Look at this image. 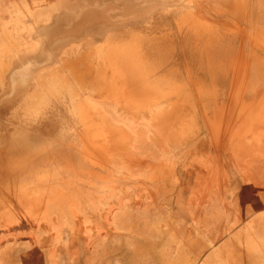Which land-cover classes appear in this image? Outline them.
I'll return each instance as SVG.
<instances>
[{
    "label": "rangeland",
    "instance_id": "obj_1",
    "mask_svg": "<svg viewBox=\"0 0 264 264\" xmlns=\"http://www.w3.org/2000/svg\"><path fill=\"white\" fill-rule=\"evenodd\" d=\"M260 6L261 3L257 6V0H0V191L10 183L12 187H28L30 197L26 199L34 197L37 200H29L35 203L30 207L33 222L30 225L20 222L21 217V221L26 219L25 210L21 214L17 213L18 216L0 217V264H41V260L42 264H70L72 261V264H264V87L258 88L257 83V46L264 47V41L257 37L261 34L257 32L261 28L257 29V15L264 18V14L259 11ZM221 15L225 17L222 24L216 21ZM178 33L183 37L189 35L187 41H182L184 44L191 40L192 45L200 49L211 46L214 51L213 45H223L226 52L224 59L217 62L218 59L213 58L212 62L215 71L219 69L226 73L214 72L213 77H230L227 89L221 90L216 84L213 87L197 85L199 98L195 105L189 97L190 75L183 79L180 86L174 85V79H169V76L158 79V69L165 61L163 57H158V51L172 50L173 35ZM86 52L92 61L83 59L87 56ZM79 53H82L83 62L78 63V69H82L81 72L85 70L88 84L85 81L86 84L78 83L68 67L60 74L54 69L61 65L62 56H69L70 60ZM88 63H93L92 67ZM236 63L241 65L239 72ZM131 73L136 76H129ZM62 74L68 76V81L63 80ZM46 77L51 79L47 81V86L42 82ZM137 79L142 80L137 83ZM142 81L146 82L145 85L141 84ZM109 83H115V86L112 84L115 89L126 90L125 99L119 95V89L117 93L114 89L113 93ZM168 91H172L169 97L166 96ZM110 92L117 95L112 98ZM128 94L136 102L133 101L134 105L130 107L128 102L132 104V101ZM179 95L181 100L174 102L173 98ZM159 101L164 102V106H159ZM82 102H85L84 106H89L88 109H84ZM186 105L189 107L184 112L187 111L186 115H183ZM125 108L133 109V112L130 114ZM89 109L94 114L92 112L91 115ZM173 109H177L176 114ZM86 110H89L88 115ZM137 110H143L141 115ZM75 114L83 117L79 119ZM103 114L105 119L102 121ZM112 116H117L119 120H111ZM183 118L187 125L185 122L180 124ZM209 118L211 121L208 124ZM218 119H221L220 124ZM164 121H172L171 126L168 127ZM211 122L215 123L212 125ZM105 124L106 127H103ZM164 124L167 126L164 127ZM151 125L156 126L158 131ZM236 125L241 126L238 128ZM105 128L114 133L109 136ZM169 128L173 134L176 132L175 136L170 134ZM177 128H180L181 133L174 130ZM190 130L192 133H189ZM120 132L125 134L121 136ZM235 132H238L237 136ZM81 136H87L93 146L98 143L96 145L99 148L100 144L101 149L105 146L108 149L104 138L107 140L111 137L115 141L113 148L116 150L117 144L123 151L115 155L116 159H122L123 153L135 151L133 155L135 153L153 162L150 164L152 167L147 165L149 169L144 166L134 167L135 170L133 164L127 163L130 161H124L123 165L122 162L111 163L114 174L112 180L106 181L104 177L97 179V196L104 195L107 198L97 205L99 213L96 218L95 214H89L90 217L85 219L80 216L88 200L77 195L81 194L77 192L81 184L74 182L77 179L75 172L57 179L53 174L58 173L60 167L46 164L52 151L62 148L73 150L78 145L82 147ZM72 137L76 140L74 144L71 143ZM130 139H133V146ZM121 147L118 151H121ZM126 147L127 151L124 150ZM151 155L157 158L152 161ZM31 161L33 164H26ZM149 166L153 169L150 170ZM102 170L107 175L109 170ZM152 190L155 194H152ZM123 191L127 192L124 194ZM136 199L143 202L142 206L138 201L135 202ZM153 199H157V203ZM37 202L39 205L41 203L40 207ZM127 203L131 204L127 206ZM49 204L52 205L51 209L45 211ZM156 204H159L158 208ZM35 205L41 209L39 212L37 209V212L34 211ZM134 205L141 210H137ZM142 207L145 209L142 210ZM90 224L94 227L91 228ZM100 225L105 226L102 229L106 233L98 228ZM32 241L34 245L30 243ZM129 254L134 256L130 257Z\"/></svg>",
    "mask_w": 264,
    "mask_h": 264
},
{
    "label": "bare ground",
    "instance_id": "obj_2",
    "mask_svg": "<svg viewBox=\"0 0 264 264\" xmlns=\"http://www.w3.org/2000/svg\"><path fill=\"white\" fill-rule=\"evenodd\" d=\"M229 4V3H228ZM7 6V5H6ZM204 19V18H203ZM206 19V18H205ZM17 20V19H16ZM202 23V22H201ZM11 28V27H10ZM115 29V28H114ZM107 30V29H106ZM98 34V33H97ZM2 35V34H1ZM10 35H11V32H10ZM41 35V34H40ZM135 36H137V35H135ZM9 41V40H8ZM43 41H44V39H43ZM107 41V40H106ZM48 42V41H47ZM115 42V41H114ZM14 43V42H13ZM103 43V42H102ZM105 43H107V42H105ZM104 44V43H103ZM103 44H102V48L104 47L103 46ZM51 45V44H50ZM49 45V46H50ZM105 45V44H104ZM78 46V45H77ZM99 46H101V44L99 45ZM98 46V47H99ZM3 47V46H2ZM14 47V46H13ZM74 47H76V46H74ZM95 47V46H94ZM1 48V47H0ZM48 48H50V47H48ZM47 48V49H48ZM101 48V47H100ZM30 49V48H29ZM92 49H93V47H92ZM99 49V48H98ZM137 49V48H136ZM95 50V49H94ZM104 50V49H103ZM114 51H115V49H113ZM47 51V50H46ZM45 51V52H46ZM99 51H100V49H99ZM50 52V51H49ZM95 52V51H94ZM101 52V51H100ZM52 53V52H51ZM54 53V52H53ZM87 53V52H86ZM91 53V52H90ZM92 53H93V51H92ZM102 54H103V51L101 52ZM134 53V52H133ZM32 54H34V53H32ZM81 54L82 53H79V55L75 58V59H70L69 60V56L67 57L66 55L65 56H62V62H61V65H57L58 67H55L54 69H56L55 70V72L56 73H58V74H60V73H63L64 72V69L66 68V67H68L69 68V70H70V74H72L74 77L73 78H77V80H78V83L79 82H82V83H87V81L89 80H87V78L84 76L85 74H84V71L85 70H83L82 72H81V70H79L78 69V63H80V62H83V60H82V58H83V56H81ZM100 54V53H99ZM87 56H86V58H83V59H85V60H87V61H89L90 62V60L92 61V59H90V57H88V53L86 54ZM139 55V54H138ZM28 56V55H27ZM32 56V55H31ZM95 56V55H94ZM104 56V55H103ZM92 57H93V55H92ZM104 57H106V56H104ZM103 57V58H104ZM108 57V56H107ZM106 57V58H107ZM138 57V56H137ZM87 58H89V60L87 59ZM95 58V57H94ZM110 58V57H109ZM58 59V58H57ZM96 60H97V58H95ZM10 60V59H9ZM101 60V59H100ZM105 60V59H104ZM107 60V59H106ZM60 61V60H59ZM94 61V60H93ZM110 61V60H109ZM135 61V60H134ZM34 62V61H33ZM98 62H99V60H98ZM106 62V61H105ZM113 62V61H112ZM85 64V63H84ZM89 64V63H88ZM91 64V63H90ZM89 64V65H90ZM93 64V63H92ZM92 64H91V66H89V67H92ZM108 64V63H107ZM127 64H129V63H127ZM239 64H241L240 62H239ZM32 65V64H31ZM38 65V64H37ZM98 65V64H97ZM96 65V66H97ZM103 65V64H102ZM131 64H129V67H131L130 66ZM134 65V64H133ZM235 65H237V63L235 64ZM40 66V65H39ZM42 66V65H41ZM239 66H241V65H239ZM239 66L237 65V67H238V69H236L237 71L238 70H240L239 69ZM98 67H100L99 65H98ZM67 68V69H68ZM85 68V67H84ZM121 68V67H120ZM122 68H123V66H122ZM125 68V67H124ZM28 69H30V68H28ZM33 69H35V68H33ZM37 69V68H36ZM87 69V68H86ZM100 69V68H99ZM103 69V68H102ZM190 69V68H189ZM88 70V69H87ZM119 70V69H118ZM35 71V70H34ZM80 71V72H79ZM99 71V70H98ZM103 71V70H102ZM113 71H115L114 70V68H113ZM122 71V70H121ZM123 71H125V70H123ZM116 72V71H115ZM128 72V71H127ZM130 72V71H129ZM239 72V71H238ZM33 73V72H32ZM92 72H90V73H87V74H91ZM97 73V72H96ZM102 73V72H101ZM67 74V73H66ZM95 74V73H94ZM134 74H136V73H134ZM141 74V73H140ZM143 74V73H142ZM147 74V73H146ZM63 75V80L64 81H68L67 80V77L68 76H66V75H64V74H62ZM139 75V74H138ZM148 75H149V73H148ZM48 76L50 77V72H49V74H48ZM71 76V75H70ZM129 76H132V73H131V75H129ZM134 77L136 76V75H133ZM132 76V77H133ZM141 76V75H140ZM139 76V77H140ZM191 76V75H190ZM72 77V76H71ZM90 77H91V75H90ZM118 77V76H117ZM144 77V76H143ZM192 77V76H191ZM53 78V77H52ZM92 78V77H91ZM98 78V77H97ZM124 78V77H123ZM131 78V77H130ZM142 78V77H141ZM146 78H148V77H146ZM146 78H144L145 80H146ZM112 79V78H111ZM115 80H117L116 78H114ZM132 79V78H131ZM135 80H136V78H134ZM140 79V78H139ZM139 79H137V83L139 82V81H141V80H139ZM191 79V78H190ZM57 80V79H56ZM91 80V79H90ZM93 80V79H92ZM114 80V81H115ZM124 80H125V78H124ZM124 80H123V82H124ZM134 80V81H135ZM139 80V81H138ZM157 80V79H156ZM193 80V79H192ZM47 81H51V79H48V77H46L45 79H43L42 80V82L43 83H45V86H47ZM69 81H70V78H69ZM74 81H76V79L74 80ZM85 81V82H84ZM95 81V80H94ZM96 81H97V79H96ZM113 81V82H114ZM131 81V80H130ZM144 81V80H143ZM143 81H142V85H145V83H143ZM197 81V80H196ZM41 82V81H40ZM148 82H149V80H148ZM161 82V81H160ZM77 83V82H76ZM81 83V84H82ZM85 83V84H86ZM95 83V82H94ZM120 84H121V82H119ZM125 83V82H124ZM162 83V82H161ZM196 83V82H195ZM88 84V83H87ZM96 84V83H95ZM110 84V83H109ZM113 84V83H112ZM112 84H110V86H112ZM148 84L149 83H147L146 85H147V87H148ZM159 84V83H158ZM114 86H115V83L113 84ZM125 85V84H124ZM123 85V86H124ZM154 85V84H153ZM160 85V84H159ZM84 86V85H83ZM114 86H112V87H114ZM136 86H138V85H136ZM150 86H151V84H150ZM149 86V88H151ZM178 86H179V84H178ZM178 86H176V87H178ZM196 86V85H195ZM85 87V86H84ZM88 87V86H87ZM86 87V88H87ZM90 87V86H89ZM111 87V89H112V92H113V90L115 89V87L114 88H112ZM134 87H135V85H134ZM144 87V86H143ZM125 88V87H124ZM153 88V87H152ZM151 88V89H152ZM181 88H183V87H181ZM196 88V87H195ZM76 89V88H75ZM79 89H81V88H79ZM87 89H90V88H87ZM117 89H119V88H116L115 90H116V92L115 93H117ZM142 89V88H141ZM155 89V88H154ZM157 89V88H156ZM187 89V88H186ZM107 90H109V89H107ZM148 91H149V89H147ZM146 90V91H147ZM159 91H160V89H158ZM184 90V89H183ZM196 90V92H197V89H195ZM87 91V90H86ZM92 91V90H91ZM129 91V90H128ZM157 91V90H156ZM173 91V90H172ZM172 91L171 92H169L168 91V94L166 95V96H168L169 95V93H172ZM176 91V90H175ZM175 91H173V92H175ZM112 92H110L111 94H112ZM120 92V93H119ZM119 95L122 97L123 96V99H125L124 98V95H125V92H126V90H124L123 91V89H122V91L119 89ZM123 92V93H122ZM130 92V91H129ZM176 92H179V91H176ZM199 92V91H198ZM75 93H77V91L75 90ZM74 93V94H75ZM94 93V92H93ZM108 93H109V91H108ZM108 93H106V96L108 97ZM114 93V92H113ZM128 92H126V94H127ZM161 93V92H160ZM183 93V92H182ZM200 93V92H199ZM204 93V92H203ZM96 94V93H95ZM123 94V95H122ZM155 94V93H154ZM185 94H187V92H185ZM76 95V94H75ZM98 95V94H97ZM113 95H117V94H112V98L114 97ZM129 95V94H128ZM149 95V94H148ZM177 95V94H176ZM180 95H183V94H180ZM179 95V96H180ZM190 95H191V93H190ZM189 95V96H190ZM83 96H84V94H83ZM94 96V95H93ZM99 96V95H98ZM126 96V95H125ZM153 96H155V95H153ZM162 96V95H161ZM160 96V97H161ZM178 96V95H177ZM79 97H80V94H79ZM106 97V98H107ZM111 97L109 96V98L111 99ZM115 97H117V96H115ZM131 96L129 95V99H131L130 98ZM144 97H147V96H144ZM169 97V96H168ZM82 98V97H81ZM117 98H120L119 96L117 97ZM128 97H126V101L128 102V100L129 99H127ZM153 98V97H152ZM157 98V97H156ZM162 98V97H161ZM179 98V97H178ZM177 98V99H178ZM184 98V97H183ZM188 98V97H187ZM198 98H199V95H198ZM73 99V98H72ZM99 99V98H98ZM103 99V98H102ZM110 99H109V101H110ZM120 99H122V98H120ZM119 99V100H120ZM136 99V98H135ZM164 99H165V97H164ZM185 99V98H184ZM183 99V101H185ZM104 100H106V99H104ZM108 100V99H107ZM115 100V99H114ZM117 100V99H116ZM118 100V101H119ZM152 100V99H151ZM156 100V99H155ZM186 100H189V99H186ZM121 101V100H120ZM131 101H132V99H131ZM134 101V100H133ZM132 101V104H131V102H128V103H130V105H128L129 107L130 106H132V105H134V102ZM161 101V100H160ZM160 101H159V103H160ZM176 101V100H175ZM174 101V102H175ZM196 101V100H195ZM200 101V100H199ZM123 102L125 103V101L123 100ZM177 102V101H176ZM260 102V101H259ZM78 103V102H77ZM79 103H80V101H79ZM84 103L85 102H82V105L84 106ZM99 103V102H98ZM117 103V102H116ZM121 103V102H120ZM124 103H122V104H124ZM136 103V102H135ZM158 103V101L156 102V104ZM168 103H170V102H168ZM181 103H183V102H181ZM200 103V102H199ZM150 104V103H149ZM184 105L186 104V102H184L183 103ZM202 104V103H201ZM261 104V103H260ZM104 105V104H103ZM125 106L127 105V104H124ZM203 105V104H202ZM201 105V106H202ZM82 106V107H83ZM86 106V107H85ZM84 106V109H88L87 107H89L88 105H85ZM95 106V105H94ZM118 106H121V104L119 105L118 104ZM138 106V105H137ZM141 106H142V104H141ZM149 106H151V105H149ZM167 106H168V104H167ZM188 105H186L185 107H187ZM79 107H81V106H79ZM128 107V108H129ZM135 107L136 106H134V109H135ZM153 107V106H152ZM185 107H184V111H183V115H186V113H187V111H186V113H184L185 112V110H188V107L185 109ZM124 108V107H123ZM148 108V107H147ZM165 108V107H164ZM174 108V107H173ZM191 108H192V106H191ZM191 108H190V110H191ZM203 108V107H202ZM206 108V107H205ZM78 109V111H79V108H77ZM115 109V108H114ZM137 109V108H136ZM194 109V108H193ZM192 109V110H193ZM197 109V108H196ZM224 109V108H223ZM262 109V108H261ZM90 111H91V109H89ZM89 110H86V112L87 111H89ZM98 110V109H97ZM125 110L126 111H130V114H131V111L133 110H129V109H127V108H125ZM124 110V111H125ZM175 110V112H173V113H175L176 114V110L177 109H173L172 111H174ZM82 111H84V110H82ZM89 111V113L91 114L93 111H91L90 112ZM117 111V110H116ZM138 111V110H137ZM143 110H141L140 112L138 111V113L140 114L141 112H142ZM147 111V110H146ZM155 111V110H154ZM160 111V110H159ZM158 111V112H159ZM195 110H193V112H194ZM219 111V110H218ZM224 111V110H223ZM222 111V112H223ZM76 112V111H75ZM97 111H95V113H96ZM133 112V111H132ZM144 112H145V108H144ZM148 112V111H147ZM156 112V111H155ZM83 112H81V114H82ZM123 113V112H122ZM125 113V112H124ZM146 113V112H145ZM162 113H163V111H162ZM189 113V112H188ZM204 113V112H203ZM217 113H219V112H217ZM243 113H245V111H243ZM79 114H80V112H79ZM83 114H86L85 112L83 113ZM93 114H94V112H93ZM105 114V113H104ZM103 114V115H104ZM121 114V113H120ZM153 114V113H152ZM155 114V113H154ZM158 113L156 112V115H157ZM190 114H191V112H190ZM224 114V113H223ZM222 114V115H223ZM226 114V113H225ZM75 115H77V114H75ZM87 115H88V112H87ZM86 115V116H87ZM92 115V114H91ZM102 115V116H103ZM113 115V114H112ZM129 115V114H128ZM134 115V114H133ZM132 115V116H133ZM141 115V114H140ZM160 115H162V114H159V116ZM167 115H168V112H167ZM191 115H194V113H192ZM221 115V116H222ZM227 115V114H226ZM244 115V114H243ZM77 116H79V119H80V117H83V116H81V115H77ZM85 116V117H86ZM171 117H172V115H170ZM170 116H168V117H170ZM182 116V115H181ZM195 116V115H194ZM206 116V115H205ZM217 116V115H216ZM220 116V117H221ZM241 116V115H240ZM95 117V116H94ZM94 117H92V118H94ZM113 117V116H112ZM121 117V116H120ZM125 119H126V117L125 116H123ZM134 117V116H133ZM132 117V118H133ZM140 117V116H139ZM148 117H150V116H148ZM153 117V116H152ZM166 117V116H165ZM174 118H175V116H173ZM182 117H184V116H182ZM187 117V116H186ZM188 117H189V115H188ZM210 117V116H209ZM219 117V116H218ZM107 118H108V116H107ZM135 118H136V116H135ZM137 118H138V116H137ZM167 118V117H166ZM181 118V117H180ZM207 117H205V119H206ZM235 118V117H234ZM76 119H78V117L76 118ZM87 119V118H86ZM89 119H91L90 117H89ZM88 119V120H89ZM95 119H97V118H95ZM105 119V115H104V118L102 119L101 118V120L103 121ZM109 120H110V118H108ZM116 119V118H115ZM122 119V118H121ZM129 119H130V117H129ZM171 119V118H170ZM176 119V118H175ZM190 119V118H189ZM189 119H187V121H189ZM195 120H196V118H194ZM226 119V118H225ZM261 119V118H260ZM81 120H83V119H81ZM98 120V119H97ZM96 120V121H97ZM101 120H99V121H101ZM119 120V119H118ZM132 120V119H131ZM136 120V119H135ZM157 120V119H156ZM163 119H160V121H162ZM183 120H184V118H183ZM186 120V119H185ZM185 120L184 121H180L181 123L180 124H182V122H185ZM211 121V119L209 118V119H207V123H208V121ZM219 120V119H218ZM224 119L222 118V121H223ZM257 120V119H256ZM80 121V120H79ZM86 121V120H85ZM85 121H83V122H85ZM93 121L95 122V120L93 119ZM92 121V124L94 123ZM136 121H138V120H136ZM145 121V120H144ZM152 121V120H151ZM150 121V122H151ZM168 121H170L169 119H168ZM209 121V122H210ZM215 121V120H214ZM233 121H234V119H233ZM245 121V120H244ZM262 121V120H261ZM75 122V121H74ZM91 122V121H90ZM89 122V123H90ZM109 122H111V121H109ZM127 122V121H126ZM128 122H129V120H128ZM141 122V121H140ZM165 122V121H164ZM172 122V121H171ZM171 122L170 123H168V122H165V124L166 123H168L167 125H168V127L169 126H171L170 124H171ZM176 122H177V120H176ZM191 122V121H190ZM189 122V123H190ZM218 123L219 122H221V119L219 120V121H217ZM216 122V123H217ZM224 122V121H223ZM231 122V121H230ZM243 122V121H242ZM258 122V121H257ZM79 123H81V122H79ZM103 123V122H102ZM105 123H107V122H105ZM120 123V122H119ZM129 123H131V121L129 122ZM139 123V122H138ZM161 123V122H160ZM179 123V122H178ZM186 123V122H185ZM184 123V124H185ZM213 123H215V122H213ZM213 123L211 122V124L213 125ZM235 123V122H234ZM233 123V124H234ZM237 123H239V121L237 122ZM237 123H235V124H237ZM245 123V122H244ZM262 123V122H261ZM263 123H264V120H263ZM88 124V123H87ZM91 124V123H90ZM90 124H88V125H90ZM91 124V125H92ZM96 124V123H95ZM101 124V123H100ZM104 124V123H103ZM111 124V123H110ZM140 124V123H139ZM163 125L164 127L165 126H167V125ZM188 123H186L185 125H187ZM209 124V123H208ZM220 124V123H219ZM242 124V123H241ZM77 125H78V123H77ZM84 126L86 125V123L85 124H83ZM94 125V124H93ZM92 125V126H93ZM102 125V124H101ZM100 125V126H101ZM107 125H108V123H107ZM114 125V124H113ZM133 125V124H132ZM136 125V124H135ZM144 125H145V123H144ZM157 125V127H158V124H156ZM162 125V124H161ZM161 125H160V127H161ZM176 125V124H175ZM183 125V124H182ZM193 125V124H192ZM192 125H191V127H192ZM222 125V124H221ZM231 125H232V123H231ZM243 125V124H242ZM91 126V127H92ZM96 126H98V125H96ZM117 126V125H116ZM146 126H149V125H147L146 124ZM152 127H154L153 125H151ZM162 126V127H163ZM173 126V125H172ZM239 126H241V125H239ZM239 126H237L236 125V127H238L239 128ZM102 127V126H101ZM103 127H106V124H105V126H103ZM102 127V128H103ZM156 127V126H155ZM154 127V128H155ZM157 127H156V131H158V129H157ZM174 127V126H173ZM179 127H180V125H179ZM185 127V126H184ZM183 127V128H184ZM187 127V126H186ZM185 127V128H186ZM190 127V128H191ZM218 127V126H217ZM235 127V126H234ZM233 127V128H234ZM235 127V128H236ZM256 127V126H255ZM90 128V127H89ZM100 128V127H99ZM101 128V129H102ZM107 128H109L110 129V127H107ZM112 128V127H111ZM114 128H116V127H114ZM113 128V129H114ZM125 128V127H124ZM134 128V127H133ZM135 128H136V126H135ZM181 128V127H180ZM179 128V129H180ZM243 128V127H242ZM76 129H77V126H76ZM84 129V128H83ZM86 129V128H85ZM88 129V128H87ZM95 129V128H94ZM96 129H97V127H96ZM96 129H95V131H96ZM106 129V128H105ZM109 129H106L108 132H109ZM171 128H169V130H170ZM178 128L177 129H174V130H179ZM74 130V129H73ZM79 130H80V128H79ZM111 130V129H110ZM115 130H117V128L115 129ZM121 130H122V128H121ZM120 130V131H121ZM125 130H127V133H128V129H125ZM125 130H123V132H126ZM151 130V129H150ZM161 130H162V128H161ZM164 130H165V128H164ZM169 130H167L166 129V131H169ZM182 130V129H181ZM187 130H188V127H187ZM236 130V129H235ZM92 131V130H91ZM94 131V132H95ZM159 131H160V129H159ZM173 131V130H172ZM172 131L170 130V134H173L172 133ZM233 131H234V129H233ZM238 131H240V129L238 130ZM75 132H76V130H75ZM93 132V133H94ZM122 132V133H123ZM152 132H153V134H155L156 135V133H155V131H153L152 130ZM179 132H180V130H179ZM188 132V131H187ZM192 133V131L190 130L189 131V133ZM85 133V132H84ZM91 133V132H90ZM101 133H102V131H101ZM101 133H98L99 135H103V134H101ZM104 133H106V132H104ZM112 133H114L113 131H112ZM111 132H109V136H110V134H112ZM129 133H130V131H129ZM128 133V134H129ZM158 133V132H157ZM161 133H163V130H162V132ZM168 133V132H167ZM181 133V132H180ZM179 133V135H181ZM188 133V134H189ZM238 133V132H237ZM237 133L235 132V134H236V136H237ZM87 134H89V131H88V133ZM119 134V133H118ZM120 134H121V132H120ZM125 134V133H124ZM124 134H121V136L122 135H124ZM136 134V133H135ZM174 134H176V132L174 133ZM173 134V135H174ZM234 134V133H233ZM234 134V135H235ZM239 134H242V133H239ZM239 134H238V136H239ZM154 135V136H155ZM161 135V134H160ZM186 135V134H185ZM192 135V134H191ZM91 135H89V137H90ZM96 136H97V134H96ZM96 136L94 137V138H96ZM103 136H106L105 134L103 135ZM103 136H100V137H103ZM109 136H107V137H109ZM113 136V135H112ZM128 136V135H127ZM130 136H132L133 137V135H131L130 134ZM129 136V137H130ZM175 136V135H174ZM193 136H194V134H193ZM83 136H81V138H82ZM98 137V136H97ZM114 137H116V135H114ZM123 137H125V136H123ZM129 137L127 138V139H129ZM150 137H152L151 136V134H150ZM157 137V135L155 136V138ZM167 137V136H166ZM181 137H183L182 135H181ZM190 137V135H188V137L187 138H189ZM73 138V137H72ZM85 138V139H84ZM88 137L87 136H84L81 140L83 141V145H82V147H79V145L77 146V147H74L75 149H73V150H70L69 148L68 149H64V148H62V149H57L56 151H52L51 152V156L49 155L48 156V158H47V162H46V164H49V165H51V167H60V171L58 172V173H55L54 172V177H56L57 179H61V178H63L64 176H70L71 175V173L72 172H75L74 173V175L77 177V179L76 180H74V182H76L77 184H81V187L80 188H78V191L77 192H81V194H78L77 193V195H79V196H81V198L83 197V200H88V204L87 205H84L83 207H82V209H81V212L82 213H80V216H82L83 217V219H85V218H87V217H90L89 216V214H95V218L96 217H98V207H97V205L100 203V202H104V201H102L103 199H105V198H107V196H104V195H100V196H97V194H96V192H97V179H99V178H103L104 177V179L107 181V179H111L112 180V175H114L113 174V168H112V166L110 165L111 163H115V162H122L121 164L123 165V163H125L126 161H130V162H127V163H130V164H133L132 166H133V169H134V167H136V168H140V167H144V166H146L147 168H148V166L147 165H150V164H152L153 162H151V160L149 161L148 159H142L141 157H138L137 155H135V151H131V150H133L132 149V147H131V150H128V151H131V152H129V153H131L132 155H130L129 153L128 154H121V158L122 159H116L115 157V155L117 154V153H121V152H123L122 151V147L121 146H118L117 147V144H115L116 145V150L114 149L115 148V146H113L114 145V143H115V141H113L112 139H111V137H109L107 140H106V138H104L105 139V145L106 144H108V149H105L107 146H105V148L104 149H101V147H100V144H99V148H98V145H96V144H98V143H95V145L93 146V144H91V141H88V139H87ZM113 138V137H112ZM126 138V137H125ZM149 138V137H148ZM147 138V139H148ZM171 138V137H170ZM174 138V137H173ZM177 138L178 139H181L180 137H178L177 136ZM204 138V137H203ZM1 139V138H0ZM120 139V138H119ZM118 139V141H120ZM150 139V138H149ZM148 139V140H149ZM159 139V138H158ZM175 139V138H174ZM183 139V138H182ZM3 140V139H2ZM103 140V139H102ZM124 140V139H123ZM151 140H154L153 138H151ZM150 140V141H151ZM163 140H164V138H163ZM165 140H166V138H165ZM167 140H170V139H167ZM173 140V139H172ZM194 140V139H193ZM97 141H99V140H97ZM127 141V140H126ZM126 141H125V144H126ZM129 141H131V139L129 140ZM132 141H133V139H132ZM132 141L130 142V144L132 143ZM76 142V140H75V138H73L72 139V141H71V143L72 144H74ZM90 142V144L92 145V147H91V145L89 146L88 145V143ZM155 142V141H154ZM153 141H152V143H154ZM160 142V141H159ZM174 142V144H176L175 142L176 141H173ZM189 142V141H188ZM94 143V142H93ZM129 143V142H128ZM156 143H158V140H157V142ZM161 143H162V141H161ZM165 143V142H164ZM182 143V142H181ZM201 142H199L198 144H200ZM101 144L102 145H104L103 144V141L101 142ZM129 144V145H130ZM134 144V143H133ZM205 144V143H204ZM132 145V144H131ZM135 145V144H134ZM158 145V144H157ZM161 145V144H160ZM166 145V144H165ZM126 146V145H125ZM124 145H123V147H125ZM133 146V145H132ZM166 146H168V145H166ZM72 147V146H71ZM79 147V148H78ZM114 147V148H113ZM121 147V151H118V150H120L119 148ZM159 147H161V146H159ZM165 147V146H164ZM102 148H103V146H102ZM169 148V147H168ZM101 149V150H100ZM127 147L126 148H124V150H126L127 151ZM218 149V148H217ZM217 149H216V151H217ZM162 150V149H161ZM167 150V149H166ZM133 152H135L134 153V155H133ZM53 153V154H52ZM159 154V153H158ZM170 155H171V153H170ZM155 158H157V156L156 155H151V159H152V161H154L155 160ZM125 161V162H124ZM126 163V164H127ZM164 163H165V161H164ZM163 163V164H164ZM169 163V162H168ZM171 163V162H170ZM169 163V164H170ZM27 165H30V164H33V161H31L30 163H26ZM130 164H127V165H130ZM156 164H159V163H156ZM162 164V165H163ZM26 165V166H27ZM60 165V166H59ZM155 165V164H154ZM172 165V164H171ZM125 166V165H124ZM131 166V165H130ZM151 166V165H150ZM149 166V167H150ZM166 166V165H165ZM164 166V167H165ZM175 166V165H174ZM100 167H102V168H100ZM152 167V166H151ZM151 167H150V170H152L151 169ZM154 167V166H153ZM171 167V166H170ZM97 168H100L99 169V171H96L97 170ZM135 168V169H136ZM145 168V167H144ZM52 169H54V168H52ZM102 169H107V170H109L108 172H107V175H105V174H103V170ZM129 169V168H128ZM127 169V170H128ZM130 169H131V167H130ZM134 169V170H135ZM149 169V168H148ZM155 169V168H154ZM162 169H164V168H162ZM171 169H172V167H171ZM133 170V171H134ZM142 170V169H141ZM149 170V171H150ZM156 170V169H155ZM160 170V169H159ZM54 171H56V169H54ZM129 171H131V170H129ZM157 171H158V169H157ZM169 171H170V169H169ZM172 171V170H171ZM159 172V171H158ZM164 172H165V170H164ZM154 173H156V172H152V174L153 175H155ZM165 173H167V172H165ZM128 174V173H127ZM151 174V173H150ZM150 174H148V175H150ZM158 174H160V172L158 173ZM157 173H156V175H158ZM124 175H126V174H124ZM164 175V174H163ZM199 175V174H198ZM151 176V175H150ZM165 176V175H164ZM163 176V177H164ZM167 176H168V173H167ZM206 176V175H205ZM117 177V176H116ZM121 177V176H120ZM123 177V176H122ZM152 177V176H151ZM156 177H159V176H156ZM162 177V176H161ZM162 177V178H163ZM114 178V177H113ZM124 178V177H123ZM125 178H127V177H125ZM124 178V179H125ZM150 178V177H149ZM160 178V177H159ZM157 179V178H156ZM153 180V179H152ZM173 181V180H172ZM174 182V184H178L177 182L175 183V181H173ZM87 183V184H86ZM142 183V182H141ZM188 183V182H187ZM11 184V183H10ZM7 185V187H4L3 188V190H1L0 191V217H9V216H12V215H17V213H19V214H21L22 212H23V210H25L26 211V214H27V216H26V219H24L23 221H21L23 218L21 217V220H20V222L22 223V222H25V223H27V224H31V223H33L32 222V218H31V212H30V207H32V203L33 204H35L33 201L35 200V201H37L36 200V198H34V197H31V198H29V200H33V201H29V200H27L26 198L27 197H30L29 196V194H30V192L28 191V187H26V188H23V187H12V185ZM145 184V183H144ZM159 185V184H158ZM134 186V185H133ZM132 186V187H133ZM137 186V185H136ZM135 186V187H136ZM142 186V185H141ZM148 186V185H147ZM146 186V187H147ZM107 187V186H106ZM114 187V186H113ZM112 187V188H113ZM110 188H111V186H110ZM116 188H118V186H116ZM116 188H114V189H116ZM123 188H126V187H123ZM134 188V187H133ZM137 188H138V186H137ZM161 188V187H160ZM159 188V189H160ZM121 190H122V188H120ZM139 189V188H138ZM169 189V188H168ZM111 190V189H110ZM125 190V189H124ZM141 190H143L142 189V187H141ZM148 190V189H147ZM139 191V190H138ZM151 191V190H150ZM153 191V190H152ZM167 191V190H166ZM127 192V191H126ZM125 192V193H126ZM140 192V191H139ZM154 192V191H153ZM152 192V194H155V192L153 193ZM159 192H160V190H159ZM32 193H34V191L32 190ZM117 193V192H116ZM123 193H124V191H123ZM122 193V194H123ZM124 193V194H125ZM138 193V192H137ZM174 193V192H173ZM65 194V193H64ZM111 195H112V193H111ZM148 195V194H147ZM156 195H159V193L158 194H156ZM155 195V196H156ZM150 196V195H149ZM148 196V197H149ZM154 196V195H153ZM203 196V195H202ZM25 197V198H24ZM41 197H43V196H41ZM189 197H191V196H189ZM193 197H195V196H193ZM48 198H50L49 196H48ZM155 198V197H154ZM157 198V197H156ZM39 199V198H38ZM195 199L196 198H194V201H195ZM134 200V199H133ZM154 200V199H153ZM157 199H155L154 200V202L156 201ZM190 200V199H189ZM77 201V200H76ZM136 201H138L137 199L135 200V202ZM140 201V200H139ZM138 201V203H140L141 204V202H139ZM39 202H40V199H39ZM111 202V201H110ZM145 202V201H144ZM149 202V201H148ZM151 203H152V201H150ZM264 202V201H263ZM131 203H132V201H131ZM131 203H127V206L129 205V204H131ZM138 203H137V205H138ZM143 203V202H142ZM155 203H157V202H155ZM159 203V202H158ZM200 203V202H199ZM36 204H38V207H40V205H41V203H40V205H39V203L37 202ZM120 204H121V201H120ZM134 204H136V203H134ZM148 205H149V203H147ZM202 204V203H201ZM108 205V204H107ZM111 205H112V203H111ZM151 205V204H150ZM157 205V204H156ZM159 205V204H158ZM157 205V208L159 207ZM213 205V204H212ZM34 206V205H33ZM37 205H35V207L33 208L34 209V211L37 209V207H36ZM115 206H117L116 204H115ZM115 206H113V207H115ZM135 207H136V205H134ZM133 206V207H134ZM139 206V205H138ZM137 206V207H138ZM141 206H142V204H141ZM144 206V205H143ZM226 206V205H225ZM51 207H52V205L51 204H49L48 205V207H47V205H46V208H45V211H48L49 209H51ZM120 207V206H119ZM122 207V206H121ZM131 207H132V205H131ZM136 207V208H137ZM140 207V206H139ZM146 207V206H145ZM149 207V206H148ZM147 207V208H148ZM160 207H163V206H161L160 205ZM203 207V205L201 206V208ZM250 207H251V205H250ZM61 208V207H60ZM59 208V209H60ZM107 208H109V207H107ZM141 208V207H140ZM140 208H137V210L138 209H140ZM153 208V207H152ZM152 208H150L151 210H152ZM256 208V207H255ZM63 210H64V208H62ZM114 209V208H113ZM145 208H143L142 207V210H144ZM149 209V208H148ZM247 209H249V207L247 208ZM31 210H32V208H31ZM40 211L41 209H37V211ZM105 210V209H104ZM107 210V209H106ZM116 210V209H115ZM119 210V209H118ZM141 210V209H140ZM151 210H150V213H153V212H151ZM159 210V209H158ZM250 210V209H249ZM252 210V209H251ZM37 211H35V212H37ZM38 211V212H39ZM73 211V210H72ZM110 211V210H109ZM120 211V210H119ZM153 211V210H152ZM102 212H103V210H102ZM149 212V211H148ZM156 212V211H155ZM249 212V211H248ZM73 213H75V212H73ZM111 213H113L112 212V209H111ZM104 214V213H103ZM114 214V213H113ZM25 215V214H24ZM75 215V214H74ZM76 215H77V213H76ZM79 215V214H78ZM101 216H102V214H100ZM105 215V214H104ZM147 215V214H146ZM239 215V214H238ZM18 216V215H17ZM20 216V215H19ZM29 216V217H28ZM94 216V215H93ZM107 218H108V215L106 214L105 215ZM25 217V216H24ZM82 217H80L79 219H81ZM239 218H240V216H238ZM18 218V217H17ZM75 218H77V217H75ZM94 218V219H95ZM238 218V219H239ZM20 219V218H19ZM38 219V218H37ZM106 219V218H105ZM108 219H110V218H108ZM76 220H78V219H76ZM92 220H93V218H92ZM101 220V219H100ZM94 221V220H93ZM106 221H108V220H106ZM19 222V223H20ZM38 222V221H37ZM80 222H81V220H80ZM97 221H95V223H96ZM105 222V221H104ZM109 222H110V220H109ZM112 222V221H111ZM107 223V222H106ZM2 224V223H1ZM4 224V223H3ZM27 224H26V226L24 227V228H26L27 227ZM37 224V223H36ZM138 224V223H137ZM256 224V223H255ZM22 225H23V223H22ZM22 225H20V227L22 226ZM77 225V224H76ZM97 225H98V223H97ZM108 224H106V226H107ZM132 225V224H131ZM0 226H2V225H0ZM15 226V225H14ZM12 227V228H14V230H15V227ZM38 226V225H37ZM87 226H89V225H87ZM90 226H91V224H90ZM100 226H102V225H100ZM100 226H98V228H101V230L103 231H105V229H102L103 227H105V226H102V227H100ZM10 226L8 225V228H9ZM17 227V226H16ZM35 227V226H34ZM92 227H94L93 225L91 226V228ZM29 228H30V226H29ZM108 228V227H107ZM214 228V227H213ZM36 229V228H35ZM80 230H81V228H79ZM95 229V228H94ZM209 229V228H208ZM2 230H3V228H2ZM1 230V231H2ZM27 230H29V229H27ZM76 230V229H75ZM98 230V229H97ZM222 230V229H221ZM22 231V230H21ZM33 231H35V230H33ZM96 230H94V232H95ZM102 231H100L101 233L100 234H103L102 233ZM80 232V231H79ZM78 232V233H79ZM53 233V232H52ZM77 233V232H76ZM104 233H106V231L104 232ZM117 233V232H116ZM209 233V232H208ZM80 234H81V232H80ZM91 234V233H90ZM28 235V234H27ZM32 235V234H31ZM77 235V234H76ZM88 235V234H87ZM96 235V234H95ZM209 235V234H208ZM21 236V235H20ZM32 236H34V235H32ZM90 236H92V235H90ZM212 236V235H211ZM211 236H210V238H211ZM12 236H10L9 238H11ZM19 237V236H18ZM17 237V238H18ZM31 237V236H30ZM46 237V236H45ZM84 237H86V235L84 236ZM8 238V239H9ZM32 238V237H31ZM213 238V237H212ZM211 238V239H212ZM15 239V238H14ZM30 239V238H29ZM33 240H34V237L32 238ZM44 239H46V238H44ZM43 239V240H44ZM86 239L87 238H85V241H86ZM213 239H215V238H213ZM218 239V238H217ZM233 239V238H232ZM4 240V239H3ZM16 240V239H15ZM28 240V239H27ZM43 240H41V243L43 242ZM83 240V239H82ZM105 240V239H104ZM220 240V239H219ZM6 241V240H5ZM4 241V242H5ZM44 241H46V240H44ZM91 241H92V239H91ZM212 241H214V240H212ZM233 241V240H232ZM0 242H1V240H0ZM4 242H3V244H4ZM35 242V241H34ZM15 243V242H14ZM30 243H32V245H34L33 244V241L32 242H30ZM37 242H35V244H36ZM69 243V242H68ZM104 243V242H103ZM1 244H2V242H1ZM60 244V243H59ZM119 244V243H118ZM31 245V246H32ZM88 245V244H87ZM103 246H104V244H102ZM225 245V244H224ZM39 246V245H38ZM42 246V245H41ZM43 246H44V244H43ZM97 246V245H96ZM98 246H100V245H98ZM33 247V246H32ZM50 247V246H49ZM70 247V246H69ZM72 248H73V246H71ZM238 247V246H237ZM105 247H103L102 248V250L104 249ZM3 249V248H2ZM5 249V248H4ZM28 249V248H27ZM33 249H34V247H33ZM41 249H43V248H41ZM57 249V248H56ZM71 249V248H70ZM101 249V248H100ZM237 249V248H236ZM89 250V249H88ZM97 250V249H96ZM238 250H239V248H238ZM22 251V250H21ZM50 251H51V248H50ZM52 251H53V248H52ZM98 251V250H97ZM66 252V251H65ZM100 252V251H99ZM106 252V251H105ZM235 252H236V250H235ZM31 253V252H30ZM127 253H129V252H127ZM126 253V254H127ZM237 253V252H236ZM42 254V253H41ZM40 254V255H41ZM61 254H62V252H61ZM70 254V253H69ZM93 254V253H92ZM97 254H98V252H97ZM105 254V253H104ZM222 254H224V253H222ZM37 255V254H36ZM50 255V254H49ZM49 255H48V258H49ZM51 255H52V253H51ZM55 255V254H54ZM78 255V254H77ZM99 255V254H98ZM109 255V254H108ZM130 255V257L133 255H131V254H129ZM39 256V255H38ZM42 256H44V255H42ZM127 257H128V255H126ZM134 256V255H133ZM132 256V257H133ZM41 257V256H40ZM52 257V256H51ZM59 257V256H58ZM107 257V256H106ZM120 257V256H119ZM36 258V257H35ZM60 258V257H59ZM72 258V257H71ZM125 258V257H124ZM41 259V258H40ZM46 259V258H45ZM62 259V258H61ZM65 259V258H64ZM68 259V258H67ZM67 259H65V260H67ZM70 259V258H69ZM77 259V258H76ZM92 259V258H91ZM97 259V258H96ZM206 259V258H205ZM51 260V259H50ZM56 260V259H55ZM54 260V261H55ZM78 260V259H77ZM192 260H193V258H192ZM207 260V259H206ZM45 261V260H44ZM62 261H64V260H62ZM72 261V260H71ZM94 261V260H93ZM96 261V260H95ZM104 261H106V260H104ZM51 262V261H50ZM69 262V261H68ZM103 262V261H102ZM198 262V261H197ZM196 262V263H197ZM205 262V261H204ZM43 262H42V260H41V264H42ZM45 263V262H44ZM70 263V262H69ZM72 263H73V261H72ZM72 263H70V264H72ZM94 263V262H93ZM194 263V262H193ZM192 263V264H193ZM206 263V262H205ZM53 264V263H52ZM63 264V263H62ZM68 264V263H67ZM105 264H106V262H105Z\"/></svg>",
    "mask_w": 264,
    "mask_h": 264
},
{
    "label": "crops",
    "instance_id": "obj_3",
    "mask_svg": "<svg viewBox=\"0 0 264 264\" xmlns=\"http://www.w3.org/2000/svg\"><path fill=\"white\" fill-rule=\"evenodd\" d=\"M261 3L259 7V11L264 14V0H257V6ZM217 22L225 21L224 15L218 17L216 19ZM261 27L257 32H261L260 35H257L258 38H261V41H264V18H260L257 15V29ZM189 35L174 34L173 35V49L172 50H159L158 57H163L165 59L164 65L159 67L158 69V79H162V77L174 79L173 84L179 86L182 84L183 79L187 77V75H191L189 77V85L191 90V95L189 96L191 100H194V104H198V95L195 89H197V85L213 87L215 84L221 88V90L227 89L230 81V77L221 76L217 79L213 77L214 72L224 74V70L217 69L215 71L214 62H212L213 58L218 59L217 62H221L224 59V47L223 45H213L214 51L211 50V46H203L202 49L199 47H194L190 40V43L182 42L184 39L187 41L189 39ZM258 42V40H257ZM190 68V69H189ZM219 68V67H218ZM193 79V80H192ZM197 80V81H196ZM196 82V83H195ZM257 83L258 88L264 87V47L257 46ZM196 85V86H195ZM196 87V88H195ZM164 88H166L164 86ZM257 88V89H258ZM224 97V93L222 95ZM175 96L173 99L177 102L181 100ZM196 100V101H195ZM175 101V102H176ZM164 102L159 103V106H164ZM116 118V119H115ZM111 120H118L117 116L113 117Z\"/></svg>",
    "mask_w": 264,
    "mask_h": 264
}]
</instances>
